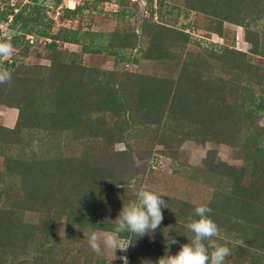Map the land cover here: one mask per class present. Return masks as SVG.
I'll list each match as a JSON object with an SVG mask.
<instances>
[{"label": "trees", "instance_id": "16d2710c", "mask_svg": "<svg viewBox=\"0 0 264 264\" xmlns=\"http://www.w3.org/2000/svg\"><path fill=\"white\" fill-rule=\"evenodd\" d=\"M65 1L53 0L54 7ZM111 1L122 8L130 2L97 3ZM184 5L208 19L205 28L219 37L225 36V24L243 27L249 52L234 47L188 49L186 30L199 28L194 23L176 29L151 16L137 33L126 22L133 15L123 10L112 15L122 25L108 33L64 27L50 33L52 22L43 24L40 11L25 17L29 4L0 16V25L7 24L13 33L4 42L13 48L23 44L22 56L37 45L27 35L50 39L43 43L49 66L11 62L2 68H11L12 79L0 84V108L17 114L13 127L0 125V156L6 177L18 183L0 189V264H97L83 233L113 231L123 205L136 197H129L123 174L94 165L91 156L124 144V150L112 155L125 161L139 138L146 140L145 146L156 142L171 155L181 141L236 150L246 165H227L208 151L205 166L188 176L210 189L205 205L221 235L242 241L233 251L236 259L264 264V124L258 123L264 117V0H184ZM87 9L85 3L63 7L59 19L75 20ZM58 44L78 45L80 52L61 50ZM134 50L140 54L136 58L126 54ZM82 54H105L124 65L147 61L163 70L101 71L83 66ZM70 142L71 150L66 146ZM6 177L0 178L1 184ZM4 189L13 190L9 195L14 196L5 203ZM168 203L155 232L139 238L121 234L130 244L128 262L157 264L164 255H175L180 243H167L173 235L181 245L189 242L187 218L199 205ZM27 213L38 220L26 218ZM98 262L105 264L103 258Z\"/></svg>", "mask_w": 264, "mask_h": 264}, {"label": "rangeland", "instance_id": "374dc122", "mask_svg": "<svg viewBox=\"0 0 264 264\" xmlns=\"http://www.w3.org/2000/svg\"><path fill=\"white\" fill-rule=\"evenodd\" d=\"M71 1V0H70ZM66 0L58 8L54 7L53 0H38L37 3H31L30 0H0V16L3 15L5 11L9 8H14V12H17L25 4H29L27 11L24 13L25 17H30L37 11H40V16H44L42 19L43 24H49L52 22L50 33H56L61 27L67 29H89L90 31H101L102 33H108L115 29L116 22L115 17L112 18L114 13L121 10L125 14H131L130 19L126 22L128 25L136 29L139 33L140 27L143 21L152 19L154 22L159 24H165L167 26L184 29L188 25L197 24L199 28H188L187 33L190 34V43L187 44V48L192 51L202 50L204 47L217 48V47H234L237 50L243 52H249L250 45L244 41L245 29L243 27L225 24V36L219 37L215 34H211L205 28L208 22L204 16H201L193 11H187L184 5V0H129V4L125 8L119 7L115 4V1L109 3L98 2L97 0H77L70 2ZM89 6V9L84 10L80 18L75 20H60L61 8L66 7L69 9L75 8L78 4H83ZM94 7V8H92ZM33 8V9H32ZM12 16H9V20ZM125 22V21H124ZM123 23V22H121ZM119 23L120 25H122ZM44 25L39 26V28H44ZM261 27L253 28L257 31ZM0 43H4L5 39L8 40L13 36V33L8 29L7 24L0 25ZM30 44L31 41H37V45L34 43L33 48L29 49L30 52L27 56H22L20 54L21 49H23V44L18 47L13 48L11 55L0 56V69L11 62H20L27 65H43L49 66L50 61L45 55L47 52L44 50L43 43L50 42V39L37 38L35 35H27ZM32 39V40H30ZM35 41V42H36ZM194 41L200 45L198 48L195 46ZM192 42V43H191ZM59 49L69 52H80V47L78 45L71 44H58ZM37 53L43 55V58L38 57ZM130 53L132 58H136L139 54L137 50L127 51L126 54ZM255 63H260L257 58L254 60ZM81 63L85 67L98 69L101 71H111V70H126L131 72H137L141 74H154L155 72H162L163 68L156 63L140 61L138 65L128 63L126 65L117 63L114 57L105 54L102 55H85L81 56ZM264 65V64H263ZM11 68H7L8 71ZM17 111L14 109H1L0 108V125L5 127H13L15 124ZM259 125L264 124V117L258 120ZM35 137V136H34ZM38 138V137H35ZM136 148L132 150L129 157L125 161H117L114 159L112 153L122 151L125 149L124 144H115L108 150L98 149L95 154L91 156L94 165H100L109 169H113L117 173L124 175L127 188L131 189L129 192V197H136V191L143 187L146 190L153 191L157 194H163L162 197L167 204L168 200L171 199L174 202L180 203L184 201L191 205H205L209 201L212 193L207 187L205 189L204 185L198 182L194 177L190 178V173L195 168H203L205 166V158L207 157L208 151L215 153V158L219 162H224L230 166H244L246 165L238 157L236 150L229 148L224 144L218 143H196L193 141H181L175 146L176 154L171 155V152H167L162 146L158 145L156 142L152 146H145V139H137L133 141ZM72 142L67 143V148L71 150ZM3 157L0 156V178L6 177L5 166L3 162ZM133 176V179H128V177ZM6 183H0V189H3L6 185L17 184L18 180H14L10 177H6ZM12 186V185H9ZM6 188V187H5ZM13 190L4 189V197H2V202L5 203L11 200ZM6 196V197H5ZM10 197V198H8ZM17 198V197H15ZM172 208H176L171 205ZM32 213H27L26 218L37 221L38 218ZM102 233V232H97ZM222 243L231 249V255L226 259V264H245L244 259H236L233 251H237L239 245H243L242 241L239 239H230L224 235ZM171 239H175L177 243V236L173 235ZM85 240V239H84ZM87 243V240H85ZM162 241V240H161ZM126 245L129 244L125 242ZM169 244V241L167 242ZM88 244V243H87ZM170 245V244H169ZM172 245V244H171ZM168 247V246H167ZM164 249V247H163ZM130 251V245L124 255H117L114 250L105 249L102 254H96L97 264L101 258L104 259L105 264H114L115 261H121L119 257L126 256V253ZM116 257V259H115ZM248 260V259H246ZM241 261L240 263H238ZM82 264V263H81ZM132 264V262H128Z\"/></svg>", "mask_w": 264, "mask_h": 264}, {"label": "clouds", "instance_id": "9594fccd", "mask_svg": "<svg viewBox=\"0 0 264 264\" xmlns=\"http://www.w3.org/2000/svg\"><path fill=\"white\" fill-rule=\"evenodd\" d=\"M12 51L13 46L10 43H0V56H9ZM11 79L9 71L0 69V84H10ZM135 195L136 199L123 205L117 218L113 220L115 225L113 231L99 234L95 231L83 233L94 253L102 254L105 249L126 252L130 244L126 245L122 233L139 238L149 232H155L160 227L164 219L162 209L168 208L162 198L164 195L143 187L139 188ZM210 212L211 208L206 205L196 206L194 214L188 216V223L185 226L192 233L189 242L180 245V250L175 255L167 254L159 258L157 264H226L231 249L219 242L221 229L208 215ZM176 243L175 239L169 240V244ZM119 259L123 264H128L127 256H121Z\"/></svg>", "mask_w": 264, "mask_h": 264}, {"label": "built area", "instance_id": "2783aa9c", "mask_svg": "<svg viewBox=\"0 0 264 264\" xmlns=\"http://www.w3.org/2000/svg\"><path fill=\"white\" fill-rule=\"evenodd\" d=\"M1 30V29H0ZM29 39V38H28ZM30 40H32V39H30ZM32 42V41H31Z\"/></svg>", "mask_w": 264, "mask_h": 264}, {"label": "bare ground", "instance_id": "6f19581e", "mask_svg": "<svg viewBox=\"0 0 264 264\" xmlns=\"http://www.w3.org/2000/svg\"><path fill=\"white\" fill-rule=\"evenodd\" d=\"M70 2H72V0Z\"/></svg>", "mask_w": 264, "mask_h": 264}]
</instances>
